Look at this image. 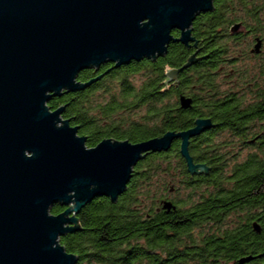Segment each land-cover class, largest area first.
Instances as JSON below:
<instances>
[{"label": "trees", "instance_id": "16d2710c", "mask_svg": "<svg viewBox=\"0 0 264 264\" xmlns=\"http://www.w3.org/2000/svg\"><path fill=\"white\" fill-rule=\"evenodd\" d=\"M238 23L264 41V0H214V11L193 24L197 48L173 43L164 57L110 72L113 65L102 66L99 74L87 71L80 82L101 80L48 104L53 111L65 107L63 120L79 129L88 148L105 140L139 144L190 131L197 121L213 126L189 143L194 164L203 167L198 174L189 172L177 141L168 152L139 162L116 202L96 199L80 211V231L60 239L66 252L79 258L77 264H162L174 257L195 264H240L248 258L245 264H264V59L258 58L251 87L250 68H235L239 89L236 83L227 86L219 72L222 56L231 53L235 63L245 46L226 50L221 41ZM243 52L247 57L248 50ZM196 53L201 61L168 83V72ZM106 83L112 86L110 97L97 103L95 94L107 89ZM182 99L190 101L188 108ZM140 111L141 120H133ZM249 133L257 140L256 153L240 161L239 148L248 145L241 135ZM165 202L175 210H164ZM64 211L60 205L51 209L55 216Z\"/></svg>", "mask_w": 264, "mask_h": 264}, {"label": "water", "instance_id": "95a60500", "mask_svg": "<svg viewBox=\"0 0 264 264\" xmlns=\"http://www.w3.org/2000/svg\"><path fill=\"white\" fill-rule=\"evenodd\" d=\"M213 11L214 0H0V264H77L60 239L80 231V211L96 199L116 202L139 162L177 141L189 172L198 174L203 167L194 164L189 143L213 128L209 120L139 144L105 140L88 148L63 120L65 107L48 104L102 78L82 83L85 71L113 65L110 72L164 57L173 43L194 44L195 20ZM241 31V24L231 29ZM197 56L168 72L169 80ZM55 205L65 211L53 215ZM164 210L175 207L165 202Z\"/></svg>", "mask_w": 264, "mask_h": 264}, {"label": "flooded vegetation", "instance_id": "af4514ba", "mask_svg": "<svg viewBox=\"0 0 264 264\" xmlns=\"http://www.w3.org/2000/svg\"><path fill=\"white\" fill-rule=\"evenodd\" d=\"M238 24H241L242 31L237 35H233L231 33V30H229V33L227 36L221 37V41L224 43V49H226V50H228L229 45L231 46L232 44H234L236 46V49H239L243 45V43H245V46H243L242 49L238 50L235 63H233L231 60L233 58V55L229 52L225 53L222 56V59L220 61V70H219V72L222 74L223 79H225L224 83L227 86L228 85L233 86L236 83L238 85H235L234 87H236L237 89H239L240 86H239L238 80H236L237 74L235 72V68L237 66H239L241 68L246 67V68L252 69V71L250 73V75H251L250 80H252V83L249 84V87H251L254 85L253 83H254V80L256 77L255 74L257 73L255 71H258L259 63L261 61V60L259 61L258 58L261 57L260 59H262V58L264 59V41H260V39L258 37H255L252 34V31H250L243 23H238ZM228 42H230V43L228 44ZM258 42H261L260 51H259V53H255L254 52L255 47L258 45ZM187 47H189L190 49L192 47L197 48V46H195V43L191 44L190 46H187ZM245 50H248V54H247L248 56L247 57L245 56V53L243 52ZM199 61H201V60H199ZM261 62L264 65V60H262ZM88 71H92V70H88ZM85 72H87V71H85ZM85 72H83L82 74H84ZM98 72L99 71H96V73H98ZM254 72H255V74H254ZM250 80L245 81V83H247ZM168 83H171L170 80L168 81ZM253 135L254 134H252V133H249L247 135H241V139L245 138L248 142V145H246V146L241 144V146L239 148L241 151L249 150L250 153H251V151L253 152V150L255 149L254 147L256 146L255 141H257L255 136H253ZM237 140H240V139H237ZM255 153H256V149H255ZM179 257L180 256H178V258ZM174 259H176V258L174 257ZM174 259L165 260V262L162 264H195V262H193V263L186 262L185 263L183 261H178V260H174ZM212 264H225V263L213 262Z\"/></svg>", "mask_w": 264, "mask_h": 264}, {"label": "rangeland", "instance_id": "374dc122", "mask_svg": "<svg viewBox=\"0 0 264 264\" xmlns=\"http://www.w3.org/2000/svg\"><path fill=\"white\" fill-rule=\"evenodd\" d=\"M252 71V70H251ZM136 79L138 80L136 82V84L138 85L139 84V78L136 77ZM133 81V79H132ZM107 85V89L105 90H101L100 92H98L97 94H95V98L94 100L98 103H101L105 100H108L109 99V92L112 91V86L110 85V83H106ZM100 113L96 114V116H99ZM143 117V111H140V112H137L134 114V117H132L133 120H141V118ZM248 152L249 150H244V151H241L240 152V156H238V159H240V161L244 160L245 157L248 156ZM181 195H183V193H180L179 194V197L182 199L183 197H181Z\"/></svg>", "mask_w": 264, "mask_h": 264}, {"label": "bare ground", "instance_id": "6f19581e", "mask_svg": "<svg viewBox=\"0 0 264 264\" xmlns=\"http://www.w3.org/2000/svg\"><path fill=\"white\" fill-rule=\"evenodd\" d=\"M232 29V27L230 28V30Z\"/></svg>", "mask_w": 264, "mask_h": 264}]
</instances>
